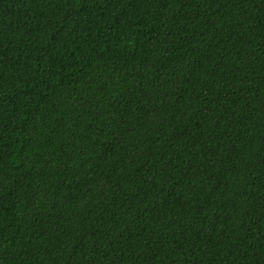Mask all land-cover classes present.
I'll list each match as a JSON object with an SVG mask.
<instances>
[{
  "label": "trees",
  "instance_id": "1",
  "mask_svg": "<svg viewBox=\"0 0 264 264\" xmlns=\"http://www.w3.org/2000/svg\"><path fill=\"white\" fill-rule=\"evenodd\" d=\"M0 264H264V0H0Z\"/></svg>",
  "mask_w": 264,
  "mask_h": 264
}]
</instances>
